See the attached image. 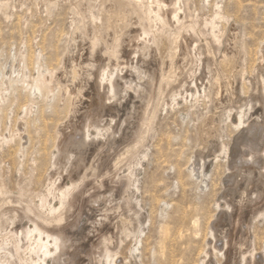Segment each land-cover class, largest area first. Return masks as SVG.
Returning a JSON list of instances; mask_svg holds the SVG:
<instances>
[{
	"label": "rangeland",
	"instance_id": "1",
	"mask_svg": "<svg viewBox=\"0 0 264 264\" xmlns=\"http://www.w3.org/2000/svg\"><path fill=\"white\" fill-rule=\"evenodd\" d=\"M163 1L165 22L153 0H0V211L17 217L0 246L24 244L22 261L43 257L17 234L32 228L18 198L47 215L70 187L66 249L46 264H264V0ZM119 45L128 56L109 62ZM97 73L117 89L104 81L103 105L81 108ZM40 75L67 94L35 91ZM73 134L83 146L62 150Z\"/></svg>",
	"mask_w": 264,
	"mask_h": 264
},
{
	"label": "bare ground",
	"instance_id": "2",
	"mask_svg": "<svg viewBox=\"0 0 264 264\" xmlns=\"http://www.w3.org/2000/svg\"><path fill=\"white\" fill-rule=\"evenodd\" d=\"M137 1H141V0H135ZM157 5L158 8V12L154 13V16L156 17V19L161 20L162 22H165L166 20L161 16L160 10L161 7H164L163 0H153ZM172 1L171 0V5H172ZM170 5V6H171ZM128 11V10H127ZM126 12V11H124ZM152 11H149L148 14H150ZM173 12V11H172ZM175 19H177V16L174 15ZM89 19H92V17L90 16ZM123 21V20H122ZM77 34L79 35H83L80 28H77ZM131 37V36H130ZM129 37V38H130ZM145 37V36H144ZM135 39V38H134ZM131 40V39H130ZM137 40V38H136ZM146 40V39H145ZM132 41V40H131ZM179 42V41H178ZM264 42V41H263ZM134 45V44H133ZM185 45V44H184ZM181 46V45H180ZM120 49L116 50L115 52H113L109 57H108V61H115L116 58L118 57L119 54L124 53L125 55L128 56L129 54V50L128 48H123L121 45H119ZM127 47V46H126ZM131 47V46H128ZM137 48V47H136ZM186 48V46H185ZM206 48L209 50V48L206 46ZM88 57L91 59V56L94 55V47L93 46H89L88 48ZM262 49V48H261ZM131 50V49H130ZM182 50V49H181ZM131 52V51H130ZM134 54V53H133ZM138 55V54H137ZM224 55V54H223ZM120 56V55H119ZM263 56V55H262ZM136 58V56H135ZM176 58V57H175ZM225 58V55H224ZM29 59V58H28ZM18 60V68L15 71L16 76H15V80L16 78H20L22 79L24 77L23 74V69L25 66L24 63V56L22 54H19V56L17 57ZM176 60V59H175ZM27 61V60H26ZM118 61V60H117ZM182 61H185V57H182ZM264 61V60H263ZM29 62V61H28ZM31 62V61H30ZM174 62V61H173ZM28 64V63H27ZM86 64V63H85ZM263 64V63H262ZM80 65V63H79ZM107 65V64H106ZM176 65V62H175ZM183 65V64H182ZM185 65V64H184ZM261 67V65H260ZM88 68V67H87ZM176 68V67H175ZM174 68V69H175ZM73 67L71 70H69V74L75 75V73L73 74ZM255 71V70H254ZM106 72V71H105ZM80 73V72H79ZM215 84L218 86V84L220 83L221 80H224L225 78L220 74L219 70L215 72ZM222 73V72H221ZM77 75V74H76ZM75 75V76H76ZM92 75V74H91ZM111 75V74H110ZM94 76V74H93ZM108 76V75H107ZM166 76V75H165ZM165 76L161 75V80L160 83L158 85V89H157V95H160L163 92V89H165L166 87H168V84L165 83ZM95 78L93 80H90L86 83H89L90 88H92V91L94 92L93 96L94 98H92L90 101L86 98L82 99L81 108H85L86 106L91 104H94L95 107H101L103 105L102 103V94H101V88H103L104 83L106 82L107 85H109L110 90L112 92L116 91V87L118 86V81L112 79V77H109L108 80L105 81L104 74H101L99 76V74H95L94 76ZM82 79V78H81ZM84 81V80H83ZM105 81V82H104ZM225 81V85H227V81ZM12 80H4V81H0V103L4 101V99L6 98V93L8 92L9 88H10V84H11ZM14 82V81H13ZM82 83V82H81ZM261 84V83H260ZM79 85V84H78ZM27 86V85H26ZM86 86V85H85ZM261 86V85H260ZM263 86V85H262ZM261 86V87H262ZM71 87V86H70ZM172 88H174V86H170ZM13 88V87H12ZM33 89L35 91L41 92L42 90L46 91L47 93H49V95H54V93L58 92L60 93V95L62 97H64L67 92H68V87L59 84V81H56L53 77H50L49 79L45 78V76L40 75L39 76V80L36 84H34ZM110 91V92H111ZM38 92H36L38 94ZM74 93H78L76 91H72ZM70 92V93H72ZM178 92V91H177ZM19 94V93H18ZM48 95V96H49ZM156 95V96H157ZM84 96V95H83ZM152 92H150L149 98L147 100V102L143 105V110H142V117L139 123V128H142V125H148L151 120L154 118L155 115V109H156V103H157V97H156ZM16 99V98H15ZM72 101V100H70ZM71 105V103H70ZM24 106V105H23ZM84 106V107H83ZM20 107V106H19ZM30 108V107H29ZM2 109V108H1ZM24 110V109H23ZM241 116V115H240ZM243 121V119H242ZM28 122V121H27ZM137 122V121H136ZM135 122V123H136ZM240 122V117H239V123ZM241 126V125H239ZM238 126V127H239ZM248 126V125H247ZM29 132V131H28ZM86 135V134H84ZM88 135V134H87ZM87 139V138H86ZM84 141L81 138H77L75 136V134L73 135H68L63 142H61V149L63 150L64 148L70 146V145H75V146H83ZM59 192V191H58ZM71 192V188H65L62 191H60L59 194V199H58V203H59V207L55 208L53 206L47 208L48 210V214L45 215V211L43 212V214L40 213L39 210H36V208L34 209L32 203L30 201H26L23 200L21 197L18 198V203L21 205V216L23 217V219L25 218L26 220H28L29 222H31L32 224V228L26 227L24 229L21 228L20 232L17 231V234L19 233L21 235V237L23 239H26L28 241H32L34 242V246L31 248V250L29 252L33 253V254H37V255H41L43 258L42 260L39 259L41 261V264H46L47 259L51 258L53 259V261H56L57 259V254L64 251L63 249L65 248V244H66V239L64 238V236L62 235V232L59 230H55L56 228H58V225H60L61 221H63L64 218V214L65 212H69V210L72 207V204L70 202V193ZM75 197V196H74ZM9 199L7 197H4L2 194H0V210L3 206V204L5 203H9ZM16 201V199L14 200ZM16 201V202H17ZM41 205L43 206L45 204V199L41 198L40 200ZM16 206V203L15 205ZM40 206V205H39ZM18 207V205H17ZM46 207V206H45ZM16 208V207H15ZM41 209V208H40ZM43 209V208H42ZM18 210V208H17ZM20 210V209H19ZM46 210V209H45ZM64 210V211H63ZM39 211V212H38ZM13 212V211H12ZM15 213V212H13ZM45 213V214H44ZM9 214V213H8ZM12 214V213H11ZM13 215V214H12ZM17 219L16 216L11 217L10 220L7 219L0 211V227L3 226L4 223L11 221V223H14L15 220ZM22 220V219H20ZM23 221V220H22ZM28 223V222H27ZM60 223V224H59ZM17 226H19L18 224H16ZM62 225V224H61ZM13 226V225H12ZM15 226V225H14ZM21 227V226H20ZM15 229V228H14ZM60 229V228H59ZM17 230V228H16ZM64 230V229H63ZM13 233V232H12ZM15 233V232H14ZM18 234V236H19ZM10 235V234H8ZM210 240H214V235L211 232L210 234ZM69 241V240H68ZM71 241V240H70ZM20 242V241H19ZM5 243V242H4ZM24 245V244H21ZM20 245V246H21ZM68 245V244H67ZM224 245L226 246V242L224 243ZM19 244L17 243H13V244H5V245H1L0 246V264H32V261H27V259L24 261H22V259H19V251L20 249ZM26 247V246H23ZM28 247V246H27ZM109 247V246H108ZM208 247H211L212 251H215V246H213V244H208ZM68 248V246H67ZM107 248V247H106ZM104 248V257L106 258V261H111L110 259L112 258L110 255V252L108 249ZM24 249V248H23ZM66 249V248H65ZM111 249V248H110ZM225 249V247H224ZM222 253V252H221ZM61 254V253H60ZM208 253L204 252L203 255V262L206 260L205 258H207ZM60 257V256H59ZM252 257V256H251ZM68 258V257H67ZM115 258V257H114ZM242 258V256H241ZM244 258V257H243ZM242 258V261H243ZM63 259V258H62ZM38 260V262H40ZM207 261H209L207 259ZM241 261V260H240ZM251 261V260H250ZM113 263V260L111 261ZM110 262V263H111ZM36 263V262H35ZM34 263V264H35ZM111 263V264H112ZM244 263V262H243ZM37 264V263H36ZM114 264V263H113ZM203 264V263H202Z\"/></svg>",
	"mask_w": 264,
	"mask_h": 264
}]
</instances>
